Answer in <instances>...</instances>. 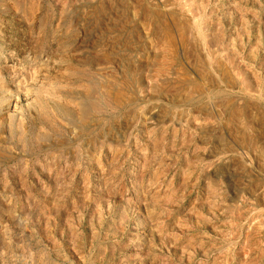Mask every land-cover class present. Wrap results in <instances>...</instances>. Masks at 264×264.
Wrapping results in <instances>:
<instances>
[{
  "label": "rangeland",
  "instance_id": "obj_1",
  "mask_svg": "<svg viewBox=\"0 0 264 264\" xmlns=\"http://www.w3.org/2000/svg\"><path fill=\"white\" fill-rule=\"evenodd\" d=\"M0 264H264V0H0Z\"/></svg>",
  "mask_w": 264,
  "mask_h": 264
},
{
  "label": "bare ground",
  "instance_id": "obj_2",
  "mask_svg": "<svg viewBox=\"0 0 264 264\" xmlns=\"http://www.w3.org/2000/svg\"><path fill=\"white\" fill-rule=\"evenodd\" d=\"M185 4V3H184ZM176 12V11H175ZM180 14V13H179ZM189 14V13H188ZM188 16V15H187ZM88 91V90H87ZM89 124V123H88Z\"/></svg>",
  "mask_w": 264,
  "mask_h": 264
}]
</instances>
